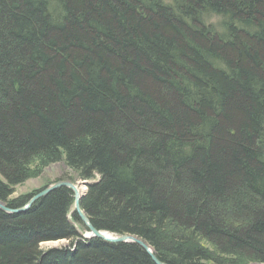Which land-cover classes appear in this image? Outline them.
Returning a JSON list of instances; mask_svg holds the SVG:
<instances>
[{"label": "trees", "instance_id": "trees-1", "mask_svg": "<svg viewBox=\"0 0 264 264\" xmlns=\"http://www.w3.org/2000/svg\"><path fill=\"white\" fill-rule=\"evenodd\" d=\"M58 162L163 264H264V0H0V202ZM73 206L0 211V264H154Z\"/></svg>", "mask_w": 264, "mask_h": 264}, {"label": "water", "instance_id": "water-1", "mask_svg": "<svg viewBox=\"0 0 264 264\" xmlns=\"http://www.w3.org/2000/svg\"><path fill=\"white\" fill-rule=\"evenodd\" d=\"M80 183L81 185H84L85 189H88V186L91 184L88 181H81ZM60 188H66L70 190L73 194L74 206H73V210L71 214L75 213L77 218L81 222L82 226H84L85 232L80 233V236L83 237L86 242H89L93 239H98V240H101L103 242L110 243V244L136 245L147 253V255L150 257V259L152 260L154 264H163L156 258L151 246L148 245L143 240H141L140 238L132 236V235H128V234L119 235V234L110 233L108 231L96 230L91 225L87 215L81 209L80 203L86 194V190L83 193H79V191L77 190V184L74 185L71 182L60 181L55 184L47 186L46 188L41 190L39 193L31 197L30 200L22 207L11 208V207H8L5 203L0 202V211L8 215L23 214L26 211H28L32 207V205L36 203L38 200H40L41 198L47 196L49 193L57 189H60ZM58 241H61V240H58ZM50 242H53V241H50ZM46 243H49V242L42 243L41 245L46 244Z\"/></svg>", "mask_w": 264, "mask_h": 264}, {"label": "rangeland", "instance_id": "rangeland-1", "mask_svg": "<svg viewBox=\"0 0 264 264\" xmlns=\"http://www.w3.org/2000/svg\"><path fill=\"white\" fill-rule=\"evenodd\" d=\"M164 3L169 4L170 0H162ZM222 20L221 17H212L211 19L207 20L209 24H217ZM32 171H35L33 175L30 176L28 180H26L23 184L18 185L15 188V192L10 196V199L13 201H19L23 196H30V195H36L41 191V189L46 188L49 185L55 184L60 181H71L77 183V186L79 189L81 186L84 187V185H81V180L72 173L63 162H58L55 164H51L47 167L40 168L38 165L35 164V166L32 167ZM78 183H80L79 186ZM86 193H87V189ZM35 192V193H34ZM34 193V194H33ZM32 196V197H33ZM28 200V199H27ZM30 200V198H29ZM28 200V201H29ZM28 201H24L22 206H24ZM20 206V207H22ZM69 220L72 221L71 216L68 214ZM84 233V231H82ZM62 241V242H61ZM49 242L46 244H43L40 246L41 251H48L51 249H66L70 247V244L68 240H61ZM57 242V243H55ZM251 264H258V263H251Z\"/></svg>", "mask_w": 264, "mask_h": 264}, {"label": "bare ground", "instance_id": "bare-ground-1", "mask_svg": "<svg viewBox=\"0 0 264 264\" xmlns=\"http://www.w3.org/2000/svg\"><path fill=\"white\" fill-rule=\"evenodd\" d=\"M62 182H71V181H62ZM71 183H73L74 185H76L77 183H75V182H71ZM80 183H78V185H79ZM79 186H81V185H79ZM77 190L79 191V193H83V192H85V187H83V186H81V188L79 189V187L77 186ZM58 242H60V241H58ZM62 242V241H61ZM55 243H57V242H55Z\"/></svg>", "mask_w": 264, "mask_h": 264}]
</instances>
